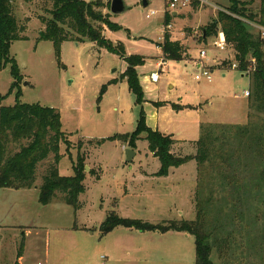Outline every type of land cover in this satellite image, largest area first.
Returning <instances> with one entry per match:
<instances>
[{
    "label": "rangeland",
    "instance_id": "obj_1",
    "mask_svg": "<svg viewBox=\"0 0 264 264\" xmlns=\"http://www.w3.org/2000/svg\"><path fill=\"white\" fill-rule=\"evenodd\" d=\"M123 1L124 13L113 15V0H102L100 11L104 17L121 27L120 31L113 32L103 26V33L114 45L122 43L127 56L145 58V63L136 69L143 91L140 105L127 81L122 79L129 67L125 59L93 43L66 42L58 63L53 44L40 40L44 30L40 17L49 18L46 10L52 8L53 1L14 0L16 19L27 22L28 39L13 42L10 52L23 80L7 96L14 83L11 66L0 71V96H7L0 105L14 106L19 100L22 104L57 110L67 136V142L61 145L59 174L74 176L78 156L82 155L86 191L80 196L76 211L62 201L61 195L53 204L45 206L39 203L37 194L32 198L26 197V193L0 189V264H196L195 239L190 235L173 231L142 232L125 227L103 235L101 226L113 213L123 219L166 227L173 221L195 220L196 161L191 160L174 169L168 177L160 178L156 173L161 164L149 151L144 140L147 134L140 135L134 150L118 138L133 135L142 115L146 126L153 129L151 115L156 113L159 100L172 99L198 110L171 116L189 130L191 140L174 147L177 157L193 158L197 154L196 142L201 136V125L196 128L199 118L204 123L206 120L218 122L205 124L245 126L250 122L252 97L244 96L246 91H251L250 78L228 68L230 60L234 61L233 51L229 47L227 51H220L214 45L217 36L202 41L205 25L217 19L220 11H228L231 2L209 0L212 6L193 5L179 11V17L172 16L173 29L169 34L182 41L186 34L188 40L182 43L189 48L194 62L167 61L158 83H153L151 75L159 71L158 63L163 60V50L158 44L163 43L167 25L165 3L163 0ZM145 1L149 3L147 7ZM240 1L260 14V0ZM151 10L158 14L147 19ZM249 26L251 32L260 35ZM191 27L198 28L194 39ZM202 50L206 57L201 59ZM201 61L213 70L211 82L195 79L202 74L197 65ZM172 81L177 83L174 89L169 88ZM252 113L251 122L262 125L264 115ZM114 137L118 138L98 147L99 140ZM127 150L136 153L132 162L127 161ZM52 162L53 156L39 164L35 184L38 189ZM247 173L246 176L251 175ZM222 197L217 191L214 200L221 201ZM249 205L252 212L244 218L238 212L232 215L234 220L230 217L236 225L228 226L223 233L228 248L222 252L213 250L214 264H264V202L254 205L250 201Z\"/></svg>",
    "mask_w": 264,
    "mask_h": 264
},
{
    "label": "trees",
    "instance_id": "obj_2",
    "mask_svg": "<svg viewBox=\"0 0 264 264\" xmlns=\"http://www.w3.org/2000/svg\"><path fill=\"white\" fill-rule=\"evenodd\" d=\"M52 1V8L46 10L49 18L40 17L44 25L40 40L53 44L58 63L61 62L62 47L66 42L93 43L128 62L129 67L122 79L127 81L129 90L136 96L138 104H142L143 91L136 69L145 63V58L139 55L127 56L122 43L114 45L106 39L103 26L113 32L120 31L121 27L110 22L109 17H104L100 11L103 7L102 0L91 3L85 0ZM260 1L261 12L255 14L244 2L230 0L231 7L228 11H220L217 19L204 28L202 41L216 37L219 30L224 34L234 56V61L230 60L228 63L229 69L236 63L237 71L244 73L252 66V61H256L255 70L249 77L252 87L250 110L264 115V39L261 35L251 32L249 26H264V0ZM171 19L169 14L165 15L167 25ZM26 30L27 22L22 23L16 19L14 0H0V71L10 65L14 79L7 96L12 94L14 89H18L23 80L21 70L10 52L13 42L28 39L25 36ZM158 47L163 50L166 61L180 62L190 57L189 48L179 41H173L169 33L164 36L163 43L158 44ZM105 89L106 87L103 88V94ZM7 96H0V103ZM173 107L175 110L180 109L175 105ZM252 112L249 116L250 122L245 126L202 124L201 136L196 142L197 154L193 158L177 157L173 150L179 142L172 135L149 129L143 115L133 135L99 140L97 144L101 147L106 141L118 138L129 143L134 150L140 135L147 134L144 140L148 142L149 151L161 164L156 173L160 178L168 177L172 169H178L191 160L196 161L198 166L194 196L195 220L173 221L166 227L123 219L113 213L101 226L103 235L109 234L117 227L142 232L173 231L187 234L195 239L196 264H214L211 258L213 250L216 248L222 252L228 248L229 243L223 233H226L224 231L228 226L236 225L230 217L234 220L232 215L238 212V216L244 218L245 214L252 212L250 201L254 205L264 202V122L262 125H254L251 122ZM66 142L61 114L56 109L37 104H22L19 100L14 106L0 105V189L35 188L39 164L53 156L51 167L39 188V203L45 206L53 204L61 195L66 205L79 210V198L86 191L83 184L85 158L78 156L74 176H61L58 168L62 158L60 151L62 143ZM247 172H251V175L246 176ZM217 191L223 196L221 201L214 200ZM224 211L229 214L226 212L224 215Z\"/></svg>",
    "mask_w": 264,
    "mask_h": 264
},
{
    "label": "crops",
    "instance_id": "obj_3",
    "mask_svg": "<svg viewBox=\"0 0 264 264\" xmlns=\"http://www.w3.org/2000/svg\"><path fill=\"white\" fill-rule=\"evenodd\" d=\"M146 2H147V4H149L148 1H146ZM173 16L174 17H179L180 14L179 13L178 14H173ZM205 26H207V24ZM189 29H192L194 31L193 36H192V38L194 39V37L196 35L195 30L198 29V28H192L191 27ZM188 34H189V32H188ZM186 38H187V36H186V34H184V40L182 41L180 39H177V37H175L174 34H173L172 40L173 41H179V42L182 43V42H184V41L186 42L188 40V38L187 39ZM182 44L184 45V43H182ZM189 56H190L189 57L190 59L189 60L186 59L185 61L194 62V57L192 56L191 53H189ZM163 58H164V56H162V59ZM165 66H167V65H165ZM214 66H216V62H214ZM163 71L164 70H162L161 73ZM223 77L225 78L226 75H223ZM176 85H177V83L172 81L171 84L169 85V88L170 89H174V88H176ZM247 99H249V97H247ZM157 104H158V106H157L158 109H157L156 113L151 115L152 118L154 119V125H153V129L152 130H158V131H160L163 134L172 135L173 138L179 142L178 145H181V144H183L185 142H190L191 140L188 139V131L189 130H187V128L185 126H182V124H181V122H179V120H177V121L172 120L171 116L174 117V115H175V116L179 117L180 114H183L185 112H188V113L196 112L197 113L198 112L197 108H195L192 105H188V104H183V103L177 104V103L173 102L172 99H170V100H159ZM174 105L178 106L180 109L179 110H175L174 107H173ZM231 122L238 123L239 121L238 122L237 121H235V122L231 121ZM196 123H197L196 128L197 127L199 128L200 125L205 124V123H218V122H216V121H207L206 120V122L204 123V122H201V118H199ZM154 159H156V158H154ZM172 171H174V169H172L170 171V173ZM4 191L17 192V193H26V197H28V195H30V197H32V198H34V195L36 196V194L39 196V189H38L37 185L35 186V188H33L31 190L4 189Z\"/></svg>",
    "mask_w": 264,
    "mask_h": 264
},
{
    "label": "built area",
    "instance_id": "obj_4",
    "mask_svg": "<svg viewBox=\"0 0 264 264\" xmlns=\"http://www.w3.org/2000/svg\"><path fill=\"white\" fill-rule=\"evenodd\" d=\"M163 2L165 3V7H166V14H169L171 17L173 16V14H178L179 11H182L184 9H190L192 8L193 5H197L202 7H207V6H212V4L209 2V0H163ZM158 12L155 10H151L148 14H147V19L152 18L153 16L157 15ZM255 29H257L260 33V35L262 36V38L264 39V26L258 25V24H251ZM173 29V26L171 24H168L165 26L164 30H163V37L168 34L169 32H171V30ZM164 40V38H163ZM214 45L220 49V51H227L226 49L228 48L225 36L222 32H219L217 35V40L215 41ZM200 56L201 59L206 57V52L204 50H202L200 52ZM166 60L163 58V60L161 62L158 63V68L159 71L158 72H154L151 75V80L153 83H158L159 81V75L161 74L162 69L165 67L166 65ZM198 67L200 70H202V74L199 76L197 75L195 77V79L197 81H201V80H207L208 82L212 81V74H213V70H211L210 68H208L207 66H205L202 61L197 63ZM255 65H256V61L253 60L252 61V66L248 68L247 71H245L243 74V76H247L248 78L250 77V75L254 72L255 70ZM238 69V65L236 63H233L231 66V70H237ZM244 96L246 97H250V92L246 91Z\"/></svg>",
    "mask_w": 264,
    "mask_h": 264
},
{
    "label": "water",
    "instance_id": "obj_5",
    "mask_svg": "<svg viewBox=\"0 0 264 264\" xmlns=\"http://www.w3.org/2000/svg\"><path fill=\"white\" fill-rule=\"evenodd\" d=\"M144 6L147 7L148 4L145 1L144 2ZM125 11V4L123 0H113L112 4H111V13L113 15H120L123 14ZM127 161L128 162H132L134 157L136 156V153L132 150H127Z\"/></svg>",
    "mask_w": 264,
    "mask_h": 264
}]
</instances>
